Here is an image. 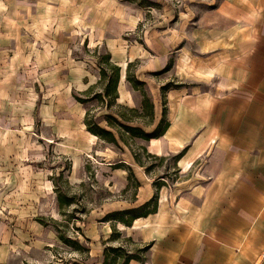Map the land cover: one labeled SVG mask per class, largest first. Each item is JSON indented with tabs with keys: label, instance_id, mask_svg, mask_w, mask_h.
<instances>
[{
	"label": "crops",
	"instance_id": "0c3cea01",
	"mask_svg": "<svg viewBox=\"0 0 264 264\" xmlns=\"http://www.w3.org/2000/svg\"><path fill=\"white\" fill-rule=\"evenodd\" d=\"M190 5L183 16L171 9L173 15L139 33L146 16L132 1L0 0V45L12 42L16 55L48 57L51 74L75 69L77 90L85 97L100 90L101 75L88 60L74 62L70 55L85 47L104 51L121 68L117 107L140 114L142 101L127 80L129 65L146 83L154 104L152 130L163 119L168 128L159 138L138 141L161 164L174 157L179 179L171 191L160 183L156 192L138 177L137 206L156 197L157 211L124 227L136 250L149 246L144 262L130 264H264V0ZM27 45L30 52L21 50ZM172 78L179 86L163 92ZM65 89L67 96L55 105L59 111L44 116L48 139L59 144L85 116L79 109L77 120L72 118L70 87ZM124 165L139 168L133 152L111 170L123 174ZM121 205L108 213L134 209ZM26 226L28 231L17 232L28 239L30 231L35 238L44 229ZM5 242L0 264L12 250Z\"/></svg>",
	"mask_w": 264,
	"mask_h": 264
},
{
	"label": "rangeland",
	"instance_id": "374dc122",
	"mask_svg": "<svg viewBox=\"0 0 264 264\" xmlns=\"http://www.w3.org/2000/svg\"><path fill=\"white\" fill-rule=\"evenodd\" d=\"M121 1L134 2L145 13L139 33L156 24L171 9L181 17L191 8V0ZM21 50L30 52L31 45ZM16 52L12 42L0 45V244L5 240L12 247L6 264H102L107 247H124L133 253L145 248L140 246L136 250L125 236L129 231L124 228L126 225L108 218L117 211L108 212L118 203L122 204L120 207H138L136 200L141 187L138 177L143 186L153 183L156 192L160 183H165L171 191L179 179L176 161L171 157L161 164L158 159L149 158L142 146L146 144L125 134L128 146L121 144L123 150L98 137L96 140L87 131L84 119L91 109V114L106 128L105 115L121 114L136 119L135 123L152 132L153 127H146L150 121L149 110L146 108L138 115L117 107V102L108 109L107 103L96 100L77 106L75 97L84 98L85 93L77 90L75 69L71 68L69 74L60 71L51 74L48 57L16 55ZM76 52L78 55H70L71 61L88 60L101 75L98 62L101 56L107 55L104 51L99 55L96 50L85 47ZM135 70L132 67L131 74ZM168 83L179 85L175 78ZM66 87H70L72 118L77 120L79 109L85 116L77 120L66 142L59 144L55 139H48L50 132L44 125V116L50 110L59 111L55 105L67 96ZM96 87L100 90H92L90 97L103 92L104 85ZM136 92L143 103L141 93ZM129 151L138 160L139 168L133 170L124 165L120 168L125 171L123 174L112 171ZM121 174L124 182L120 180ZM120 182L121 186H117ZM34 223L44 228L35 238L32 231L29 239L18 235V228L28 231L26 225ZM114 230L120 233L119 237L113 234ZM10 231L12 239L7 234ZM34 239L40 240L38 247L30 245Z\"/></svg>",
	"mask_w": 264,
	"mask_h": 264
},
{
	"label": "trees",
	"instance_id": "16d2710c",
	"mask_svg": "<svg viewBox=\"0 0 264 264\" xmlns=\"http://www.w3.org/2000/svg\"><path fill=\"white\" fill-rule=\"evenodd\" d=\"M98 66L101 70V80L99 84L104 85V90L102 93H96L92 97L87 96L85 98L76 96L75 99L77 102L87 105L92 101H98L99 103H107L106 106L109 109L114 105L118 99V85L120 81L121 68L111 61L110 55H104L100 57ZM133 65H129L127 72V80L132 85L135 91H139L143 97L142 103V112L147 108L150 112V121L146 124V127L153 126L154 119V104L150 99L146 88V83L138 80L135 74H131V69ZM108 80V81H107ZM107 83L105 84V82ZM179 85L167 84L163 87V92L169 90L173 87H178ZM126 108V107H122ZM128 111L135 114H140V111L137 109H129ZM116 115V116H115ZM107 114L104 117V120L107 123V127L104 128L100 125V122L97 121L95 115L91 114V109L87 110L85 117V125L87 131L92 135L100 138L101 140L113 144L119 149L123 150L121 143L128 146V142L125 140V135L130 136L133 140H144L150 141L155 138H159L164 134L168 128V123L165 124L163 121L155 128L152 132H146L142 127L135 125V120L133 118H127L121 114ZM165 116V112L163 114ZM116 133H115V132ZM125 134V135H124ZM147 154V152H146ZM150 158L151 156L147 154ZM135 156V155H134ZM136 162L138 160L135 158ZM131 169V173H132ZM157 211V198L154 197L150 201L146 202L142 206L134 209H126L122 211H117L108 216L111 220L119 221L131 227L133 222L142 217H146L149 214ZM115 236H120L116 230L113 231ZM114 237V236H113ZM149 250V246L137 250V253L130 252L124 247H107L104 251V261L102 264H130L132 260H139L144 262V255Z\"/></svg>",
	"mask_w": 264,
	"mask_h": 264
}]
</instances>
